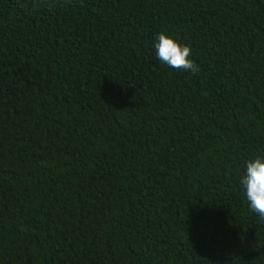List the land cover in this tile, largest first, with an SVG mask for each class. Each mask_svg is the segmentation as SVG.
<instances>
[{"label":"trees","instance_id":"obj_1","mask_svg":"<svg viewBox=\"0 0 264 264\" xmlns=\"http://www.w3.org/2000/svg\"><path fill=\"white\" fill-rule=\"evenodd\" d=\"M257 157L264 0H0V264H264Z\"/></svg>","mask_w":264,"mask_h":264},{"label":"clouds","instance_id":"obj_2","mask_svg":"<svg viewBox=\"0 0 264 264\" xmlns=\"http://www.w3.org/2000/svg\"><path fill=\"white\" fill-rule=\"evenodd\" d=\"M157 58L171 68L183 69L196 73L198 65L191 59V49L182 46L164 33L155 36ZM249 204V210L264 218V158L257 157L248 161L245 166V175L240 180Z\"/></svg>","mask_w":264,"mask_h":264}]
</instances>
